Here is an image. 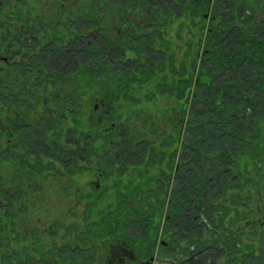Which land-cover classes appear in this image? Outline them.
Returning <instances> with one entry per match:
<instances>
[{
	"label": "trees",
	"instance_id": "obj_1",
	"mask_svg": "<svg viewBox=\"0 0 264 264\" xmlns=\"http://www.w3.org/2000/svg\"><path fill=\"white\" fill-rule=\"evenodd\" d=\"M117 1L126 16L137 6ZM2 2L22 47L48 48L0 76V264H103L115 240L141 256L163 242L179 264H264V0H158L144 26L123 23L124 42L109 28L115 0ZM44 102L63 109L41 132ZM90 175L97 192L78 188ZM43 193L83 206L46 236Z\"/></svg>",
	"mask_w": 264,
	"mask_h": 264
},
{
	"label": "flooded vegetation",
	"instance_id": "obj_2",
	"mask_svg": "<svg viewBox=\"0 0 264 264\" xmlns=\"http://www.w3.org/2000/svg\"><path fill=\"white\" fill-rule=\"evenodd\" d=\"M83 1V0H79ZM138 2L137 6H135L131 11H129V16L125 15V12L123 11L126 7L123 6L119 1L115 0V3L112 6V11H113V16H115V21L113 20L112 26L116 28L115 34H116V41L117 42H124L125 37L121 36V28L124 22L131 21L133 24L135 22L132 21L131 15L138 10V5H141L143 8V11L146 13V16L141 20L142 26H144L145 21L151 17L152 10H157L160 9V7L157 6L158 0H144L143 2L140 0H137ZM103 6H98V9H104L102 8ZM141 8V9H142ZM130 9V8H129ZM8 10V6H5L3 2L1 1L0 3V13L6 12ZM83 12H85V9H83ZM138 14L139 11H138ZM138 16V15H137ZM142 21L144 23H142ZM2 21H0L1 24ZM4 24V22H3ZM1 24L0 26V76L3 74H6L8 70L13 66V58H17L18 56L21 55V51L23 49L21 45L22 40V29H16L15 31L13 29L7 30L6 26ZM135 25V24H134ZM82 34H80V41H79V55L82 54L84 55V50L85 49V41H86V36H85V25L82 23ZM7 34H10L11 37L6 36ZM14 34H17L18 36H13ZM13 36V37H12ZM131 41V39H129ZM32 41L34 42L35 45L32 46H26L25 49H28V47H32V52L36 53L34 56H37L39 54L40 49H47L48 45L45 44V47L42 48L40 45H38V37L32 38ZM31 44L32 42L29 41ZM38 46H37V45ZM36 46V47H34ZM47 47V48H46ZM80 59L83 60L84 57L80 56ZM80 60V63L82 62ZM17 64V62H15ZM19 63V62H18ZM84 66V65H83ZM83 66L81 67V70H83ZM85 67V66H84ZM63 68H64V74L67 75V72L65 71V65L63 63ZM62 68V70H63ZM68 68V67H67ZM98 106V105H97ZM96 110V108H95ZM97 111V110H96ZM37 113V110H34V114ZM99 121V118H98ZM3 119H0V131L5 134L6 129L3 127L4 124L2 123ZM3 125V126H2ZM68 146V144H65V146ZM68 150V148L66 149ZM68 171V168H66ZM67 180V183L69 185V175L65 177ZM95 180L98 181V178L95 177ZM95 189L98 190L97 185L95 186ZM161 244H163L161 242ZM103 253V252H102ZM155 262V256L153 255H144L141 256L139 255L134 249H132L125 241H120V240H115L112 241L108 244L106 247V253L103 254V264H154Z\"/></svg>",
	"mask_w": 264,
	"mask_h": 264
},
{
	"label": "rangeland",
	"instance_id": "obj_3",
	"mask_svg": "<svg viewBox=\"0 0 264 264\" xmlns=\"http://www.w3.org/2000/svg\"><path fill=\"white\" fill-rule=\"evenodd\" d=\"M1 1L2 0H0V3H1ZM68 1L69 2H72V3H75V4L78 2V0H68ZM132 3L133 2H130L129 5L134 6V5H137L138 4V2H135L134 5ZM57 7L59 8V5L58 4L57 5L56 4H54V5H51V4L48 5L47 6V12H48V14L50 15L53 12L55 13L56 10H57ZM138 8L139 9L136 10L131 15V17L133 16L132 17L133 18L132 21L135 22L134 23L135 25H140L141 24V20L143 19V17H142V12H144L143 11V8H142L141 5H138ZM61 9L63 10L64 8L61 7ZM138 11H139L140 14H138ZM145 15H143V16H145ZM102 16H103V12H101V17ZM113 20L115 21V16H113V18H111V26L109 28H110V32H112L116 36V34H115V31H116V28L115 27L116 26L115 25H114L115 27L112 26ZM142 23H144V22L142 21ZM176 25H177V23H176ZM176 25H174L173 27H175ZM170 34H171L172 37H174L173 36V34H174L173 31H171ZM25 47L22 49L21 54L22 53H27L28 55L34 57V55L36 53H33L32 51H30L29 50L30 47H28V49H25ZM85 49H86V47H85ZM85 49H83V50L85 51ZM56 55H59V54H56ZM60 55H61L60 58L62 60L66 58V55H64V54H60ZM80 56L85 58V56L82 55V54H80ZM13 62L14 63L15 62L21 63L22 62L21 56H18L17 58H13ZM64 62H65V60H64ZM51 104L50 103H47V102H44L42 104V107H40V109L38 110L39 112L37 111V113L34 114L35 124H38L36 126H37L38 130H40L41 132L44 130V125L45 124L52 122V120L54 119L53 118V115L55 117L58 116L60 114L61 110L63 109L61 107L60 103L57 104L54 108H52V105ZM95 108H96V110H98L97 104L94 105V112H90L89 113V120H90V122H95L99 118V114L96 113ZM151 124H152V127L156 128V124H154V123H151ZM69 126H70V122H68L65 119H63L61 121V123L58 124L57 127L59 129V132H62L63 131V135H66L67 132H68ZM3 127L6 129L5 126H3ZM162 127H164V130L162 131V133H160V135H165L166 132L169 130V126L167 127L165 124H163ZM43 138H45L44 140H48L50 138V136H48V134H47V135H45V137L43 136ZM4 141H5V138H4ZM67 148L69 149V147L67 145L64 146V150L65 151H66ZM55 167H57L58 169H61V168H59V165L58 164H55ZM57 175L58 176L56 178H59V179L56 181L57 182L56 184H58V185L59 184H62V185L64 184L65 185V183L67 182V180L65 178V181H64V179L61 178V170H60V173L57 174ZM62 181H64V182H62ZM79 181H80V184L78 185V188H80V189H82V188L84 189V188L87 187L90 190H93L94 189V191H96V192L99 190V189L98 190L95 189V186L96 185L97 186L98 185L100 186V182L95 180V176L94 175L93 176L90 175L88 177H80L79 178ZM60 193L47 195L48 194V192H47V194L43 193V194H40V195H37V196L34 195V201H37L38 202L37 203L38 206H39L38 210L40 212V215L42 216L41 220L43 222V227L40 229L41 236L48 235L47 230H46V227L44 228V226H47L49 224H52L53 223V219L56 216H59V215L64 214V212L66 211L67 208H71L74 205L73 203H74L75 200H73V198H69V200H66V199L65 200H62L61 199V196H60L61 195ZM73 207L75 209L74 211H75L76 214H78L79 212H81V210L83 209L82 203H79L77 206H73ZM45 210H48L47 215L46 214H43V213H45ZM65 221H67L68 223H69V221H71L70 214H69L68 219H66ZM44 230H45V234L46 235L44 234ZM58 233L60 234V231H58ZM260 239L262 241L264 240V229L260 232ZM57 240L58 241H56V242L58 244H60V239H57ZM159 241L161 242L162 240L161 239L158 240V243H159ZM163 244H165V243H163ZM163 244H162V246H159V245L156 246L155 249H154V253L152 254L153 256H155V262H154V264H179V260H180V254L179 253L177 255L174 254L175 259L174 258H163L160 255V252L163 251L165 249V247H166Z\"/></svg>",
	"mask_w": 264,
	"mask_h": 264
},
{
	"label": "water",
	"instance_id": "obj_4",
	"mask_svg": "<svg viewBox=\"0 0 264 264\" xmlns=\"http://www.w3.org/2000/svg\"><path fill=\"white\" fill-rule=\"evenodd\" d=\"M97 187H98V189H99L100 186L98 185Z\"/></svg>",
	"mask_w": 264,
	"mask_h": 264
}]
</instances>
